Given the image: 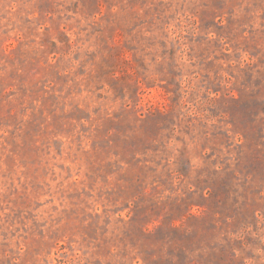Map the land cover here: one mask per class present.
<instances>
[{
    "label": "rangeland",
    "instance_id": "374dc122",
    "mask_svg": "<svg viewBox=\"0 0 264 264\" xmlns=\"http://www.w3.org/2000/svg\"><path fill=\"white\" fill-rule=\"evenodd\" d=\"M0 264H264V0H0Z\"/></svg>",
    "mask_w": 264,
    "mask_h": 264
}]
</instances>
